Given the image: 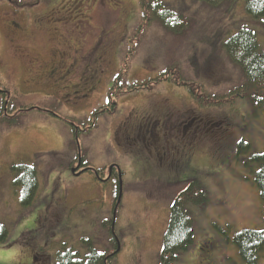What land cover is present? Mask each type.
Returning a JSON list of instances; mask_svg holds the SVG:
<instances>
[{
    "label": "rangeland",
    "instance_id": "1",
    "mask_svg": "<svg viewBox=\"0 0 264 264\" xmlns=\"http://www.w3.org/2000/svg\"><path fill=\"white\" fill-rule=\"evenodd\" d=\"M3 1L0 31L10 18L6 14L10 6ZM15 1L16 10L28 16L16 23L27 27L43 20L27 7L42 0ZM162 1L180 17L177 32L159 21L139 30L138 0L89 2L84 11L89 26L81 30L79 40L94 36L96 42L101 29L108 32L116 24L122 7L128 12L123 20L128 34L98 73L99 82L91 98L78 104L64 103L49 91L23 85L24 69L5 52L0 32V111L3 101L13 109L8 112L10 118L0 124V227L6 231L2 236L0 230V264H57L56 254L63 249L84 256L82 240L86 239L103 256H115L112 248L118 241L113 264H159L171 204L191 182L200 184L209 200L204 205H187L194 223V243L175 264H245L231 240L243 230H264V204L254 180L260 167L253 160L264 154V113L253 116L247 99L237 100L233 106H205L191 97L194 94L207 101L245 81L222 45L241 27H247L256 33L264 50V18L253 19L245 11L244 0H228L218 6L199 0ZM43 24L46 28L61 26L55 20ZM25 64L30 69L31 61ZM147 82L145 88L120 95L112 113L95 114L102 105L108 106L110 91L115 94ZM116 83L119 87L112 89ZM159 100L170 104L166 110L171 118H179L186 110L202 112L206 117L222 115L229 120L230 131L217 141L200 140L202 133L195 129L198 136L185 139L192 143L189 146L180 144L185 149L178 160L167 159L162 166L155 160L142 166L132 158L124 159L113 140L115 125L130 112H148L153 103L157 110H163ZM30 107L42 112H17ZM49 118L57 119L67 130L87 132L79 134L77 130L76 136L60 143ZM28 126L30 133L19 132ZM107 138L110 142L104 146ZM239 141L250 148L238 153ZM62 144H66L65 152ZM77 156L101 169L102 177L95 178L89 172L74 177L70 167L72 162L73 166L76 161L78 164ZM16 163L30 164L37 171V196L26 208L20 206L12 187L11 167ZM111 163H117L122 172L117 190L116 174L107 180L114 165ZM117 191L120 195L114 207ZM114 210L111 236L108 222ZM259 264H264V257Z\"/></svg>",
    "mask_w": 264,
    "mask_h": 264
},
{
    "label": "flooded vegetation",
    "instance_id": "2",
    "mask_svg": "<svg viewBox=\"0 0 264 264\" xmlns=\"http://www.w3.org/2000/svg\"><path fill=\"white\" fill-rule=\"evenodd\" d=\"M90 1L93 0H42V3L28 10L36 11L38 20H43L36 25L28 23L27 27L16 23L19 19H28V16L16 10L18 2L3 1L11 10L7 11L10 18L6 19L0 32L4 38L5 52L15 57L16 63H20L24 69L23 85L49 91L64 103L73 101L78 104L91 98L97 89L101 68L111 61L117 48L127 39L123 20L128 12L124 7L118 9L116 24L108 32L101 29L96 42L94 36L85 41L79 40L78 37L83 36L81 30L85 31L89 26L84 11L89 8ZM54 20L60 21L61 26L46 28L43 24ZM26 61H31V66L27 65L30 69H26V64L23 65ZM156 108L154 106L149 113L130 112L115 125L113 140L116 148L121 150L122 155H130L136 164L142 166L152 160L159 166L167 159L177 161L185 149L180 144H188L190 142L185 139L197 137L196 130L201 132L210 129V126L218 128L222 125L221 121L216 123L209 117H205V122L204 119L198 121L193 110L182 112L179 118H171L168 111L164 110L165 106L160 111ZM85 132L87 129L82 131ZM109 140L107 138L104 141V146ZM78 164L82 166L81 161ZM78 164L76 161L75 167ZM79 166L70 169L76 172L80 170Z\"/></svg>",
    "mask_w": 264,
    "mask_h": 264
},
{
    "label": "trees",
    "instance_id": "3",
    "mask_svg": "<svg viewBox=\"0 0 264 264\" xmlns=\"http://www.w3.org/2000/svg\"><path fill=\"white\" fill-rule=\"evenodd\" d=\"M209 4L210 6H218L228 0H199ZM141 10V24L139 30H142L146 26H149L154 21H159L166 29L177 32L175 28L178 26V19L180 18L174 11L165 6L162 0H138ZM245 11L256 20L264 18V0H244ZM35 4L27 5L32 7ZM143 22V24H142ZM128 34V33H127ZM224 51L227 57L232 63L239 66L245 81L229 90L228 93L219 95H213L208 98L207 101H202L192 91V99L200 101L205 106H233L237 100L247 99L250 102L253 116L258 117L261 113H264V50L260 48L257 35L251 29L247 27H241L236 34L229 36V38L223 43ZM160 77H163L162 75ZM159 78V77H158ZM148 83L135 84L125 90H120L115 94L108 93L107 107L103 105L98 108L95 114L98 113H112L116 107V101L118 97L125 92L135 91L148 86ZM118 83L112 87L117 89ZM0 111V124L2 121H6L10 117L13 109L7 108V103H4ZM148 110L147 113L154 109V105ZM170 107V104L169 106ZM42 110L38 108H20L17 112L21 115L29 112ZM139 112V111H138ZM144 113V112H139ZM197 115L198 121L204 119L206 116L201 112L194 111ZM16 115V114H15ZM213 115V114H212ZM17 116V115H16ZM216 123L222 122V125L218 128L211 127L205 131H201L198 134L201 135V139L208 140H222L221 136L225 132L230 131V122L227 118L220 116L209 117ZM216 137L218 139H216ZM200 142V141H199ZM244 141H239L237 144V152L239 153L242 148H250V145H245ZM189 143L187 146L191 145ZM260 167L255 176V185L259 189L260 198L264 204V154L256 155L253 157ZM135 163V162H133ZM12 173V187L14 193L19 196V204L22 208L29 207L35 200L38 191V179L36 169L27 163H16L11 167ZM98 177L101 178L100 171H97ZM117 179V176H115ZM187 189L180 193L173 201L170 207L169 221L167 229L164 235L162 249L160 253L159 264H175L182 253L188 251V249L194 243L195 231L192 216L187 209V205H204L209 199L208 194L203 190L200 184L191 182L187 185ZM118 189V181L116 184V190ZM118 196V191H117ZM117 197L114 200V206H116ZM111 222H109V232ZM2 236H5L6 231L4 227H0ZM232 244H234L238 250L239 256L245 264H259L261 258L264 257V230H243L236 233L232 238ZM86 254L84 256L79 255L75 250L63 249L61 252H57L56 260L57 264H113L115 258L114 255L103 256L98 250L94 248V244L90 240H82ZM117 243L112 248V251H116Z\"/></svg>",
    "mask_w": 264,
    "mask_h": 264
},
{
    "label": "crops",
    "instance_id": "4",
    "mask_svg": "<svg viewBox=\"0 0 264 264\" xmlns=\"http://www.w3.org/2000/svg\"><path fill=\"white\" fill-rule=\"evenodd\" d=\"M49 123H52L53 125H55V136L57 137V141H59L60 143H62V141H65V139L69 138L70 136H72L71 134V131L70 130H67L66 126H62L61 125V122L58 121L57 119H52V118H49L47 120ZM37 122L34 121L33 125H35ZM46 122H41L40 125H44ZM39 124V123H38ZM20 131L19 132H27V133H30V131L32 130L31 126H28V127H24L23 129H19ZM71 134V135H70ZM66 147V144H62V151L64 152L63 148ZM68 179V178H67Z\"/></svg>",
    "mask_w": 264,
    "mask_h": 264
},
{
    "label": "water",
    "instance_id": "5",
    "mask_svg": "<svg viewBox=\"0 0 264 264\" xmlns=\"http://www.w3.org/2000/svg\"><path fill=\"white\" fill-rule=\"evenodd\" d=\"M121 188V181H120V185H119V189ZM119 195H120V193H119Z\"/></svg>",
    "mask_w": 264,
    "mask_h": 264
}]
</instances>
